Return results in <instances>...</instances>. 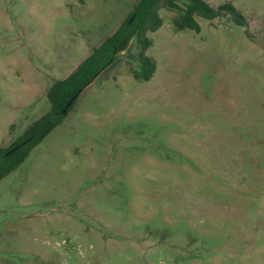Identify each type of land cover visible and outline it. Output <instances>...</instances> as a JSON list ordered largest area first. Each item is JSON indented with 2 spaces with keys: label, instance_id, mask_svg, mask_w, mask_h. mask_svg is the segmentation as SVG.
Masks as SVG:
<instances>
[{
  "label": "rangeland",
  "instance_id": "1",
  "mask_svg": "<svg viewBox=\"0 0 264 264\" xmlns=\"http://www.w3.org/2000/svg\"><path fill=\"white\" fill-rule=\"evenodd\" d=\"M205 1L248 25L162 8L0 181V264H264V0ZM138 2L0 0V149Z\"/></svg>",
  "mask_w": 264,
  "mask_h": 264
},
{
  "label": "trees",
  "instance_id": "2",
  "mask_svg": "<svg viewBox=\"0 0 264 264\" xmlns=\"http://www.w3.org/2000/svg\"><path fill=\"white\" fill-rule=\"evenodd\" d=\"M162 8L181 12L180 18L174 21L178 31L190 29L200 32L201 27L196 17L212 21L229 15L236 25H248L245 16L231 3L212 7L205 0H139L135 9L110 38L97 47L69 77L52 84L48 93L50 111L34 122L13 144L0 149V181L21 165L32 150L63 122L83 90L103 71L115 66L119 54L128 47L132 39H136L140 46V67L134 72V78L141 82H148L153 78L157 65L146 54L152 46L148 33L156 32L162 27L163 20L159 14ZM74 97L76 98L71 106L63 113Z\"/></svg>",
  "mask_w": 264,
  "mask_h": 264
},
{
  "label": "water",
  "instance_id": "3",
  "mask_svg": "<svg viewBox=\"0 0 264 264\" xmlns=\"http://www.w3.org/2000/svg\"><path fill=\"white\" fill-rule=\"evenodd\" d=\"M95 79H96V78H95ZM76 97H77V96H76ZM76 97H74V98L68 103V105H67V107L64 109L63 113H66L67 109L71 106V104L73 103V101L75 100Z\"/></svg>",
  "mask_w": 264,
  "mask_h": 264
}]
</instances>
